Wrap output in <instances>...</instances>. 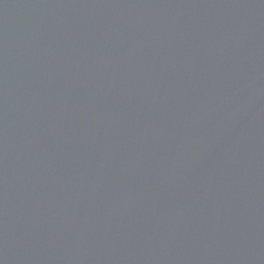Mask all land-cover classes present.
Here are the masks:
<instances>
[{"label":"water","instance_id":"95a60500","mask_svg":"<svg viewBox=\"0 0 264 264\" xmlns=\"http://www.w3.org/2000/svg\"><path fill=\"white\" fill-rule=\"evenodd\" d=\"M0 264H264V0H0Z\"/></svg>","mask_w":264,"mask_h":264}]
</instances>
